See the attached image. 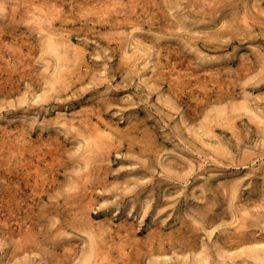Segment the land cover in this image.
I'll return each mask as SVG.
<instances>
[{
  "label": "rangeland",
  "instance_id": "rangeland-1",
  "mask_svg": "<svg viewBox=\"0 0 264 264\" xmlns=\"http://www.w3.org/2000/svg\"><path fill=\"white\" fill-rule=\"evenodd\" d=\"M0 4V264H264V0Z\"/></svg>",
  "mask_w": 264,
  "mask_h": 264
},
{
  "label": "bare ground",
  "instance_id": "bare-ground-1",
  "mask_svg": "<svg viewBox=\"0 0 264 264\" xmlns=\"http://www.w3.org/2000/svg\"><path fill=\"white\" fill-rule=\"evenodd\" d=\"M6 4V3H5ZM8 4V3H7ZM1 5V4H0ZM14 6V5H13ZM0 8H2V7H0ZM3 8H4V6H3ZM13 8V7H12ZM28 8V7H27ZM14 9V8H13ZM17 9V11H18V8L16 7V5H15V10ZM21 9V8H20ZM25 9V8H24ZM33 9V8H32ZM57 9V8H56ZM23 10V9H22ZM31 10V9H30ZM108 10H110V9H108ZM43 12H44V10H42ZM107 11V10H106ZM16 12V11H15ZM31 12V11H30ZM33 12V11H32ZM52 12V11H51ZM259 12H260V10H259ZM2 13V12H1ZM7 13V12H6ZM20 13V12H19ZM28 13V12H27ZM44 13H46V12H44ZM54 13V12H53ZM103 13V12H102ZM14 14V13H13ZM39 14V13H38ZM40 14H41V12H40ZM243 14V13H242ZM34 15V14H33ZM33 15H31V16H33ZM53 16H54V14H52ZM251 15V14H250ZM41 16V15H40ZM40 16H38V17H40ZM51 16V15H50ZM25 17V16H24ZM29 17V16H28ZM34 17H36V15H34ZM48 17V16H47ZM103 17V16H102ZM21 18V17H20ZM31 18V17H30ZM94 18V17H93ZM100 18V17H99ZM98 18V19H99ZM28 19V18H27ZM97 19V20H98ZM37 20V19H36ZM41 21L43 20L42 18L40 19ZM45 20V19H44ZM102 20V19H101ZM246 20H247V18H246ZM32 21V19L30 20V22ZM99 21V20H98ZM103 21V20H102ZM33 22V21H32ZM31 22V23H32ZM37 22H38V20H37ZM49 22V21H48ZM35 23V22H34ZM247 23V22H246ZM254 23V22H253ZM252 23V24H253ZM248 24V23H247ZM37 25V24H36ZM46 25V24H45ZM240 25V24H239ZM245 25V24H244ZM248 26V25H247ZM46 27V26H45ZM42 28V27H41ZM57 28V27H56ZM249 29V28H248ZM251 29V28H250ZM40 30H44V29H40ZM48 32V31H47ZM63 32H64V30H63ZM66 32V31H65ZM58 33V32H57ZM70 33V32H69ZM56 34V33H55ZM52 36V35H51ZM62 36H63V34H62ZM47 37V36H46ZM64 37V36H63ZM61 38V37H60ZM49 39V38H48ZM57 38H55V37H51V39H49V41H50V44H49V41H47L48 43H47V45H48V47L50 46V48L52 49V51H54V52H56L57 53V56H58V59H60V62H59V67H66V66H68L65 62H64V58H65V54H62V51H61V49H60V46H59V42H57L58 40H56ZM61 40V39H60ZM64 42V41H63ZM63 45H64V43H63ZM49 48V49H50ZM66 48H67V46H66ZM47 49V48H46ZM259 51V50H258ZM53 52V53H54ZM68 52V51H67ZM70 52V51H69ZM257 52V51H256ZM56 56V55H55ZM250 58V57H249ZM57 59V60H58ZM68 60V59H67ZM251 60V59H250ZM261 60H263V59H261ZM71 61V60H70ZM58 62V61H57ZM241 66H244V65H241ZM246 66V65H245ZM247 67V66H246ZM251 68V67H250ZM1 69V68H0ZM242 69V68H241ZM60 70V69H59ZM244 71H245V69H243ZM248 70H249V65H248ZM1 71V70H0ZM136 71H137V69H136ZM242 71V70H241ZM2 72V71H1ZM63 72V71H62ZM58 73V72H57ZM60 73V72H59ZM245 73V72H244ZM55 75V74H54ZM64 75V74H63ZM56 76V75H55ZM55 79H56V77H55ZM64 79V78H63ZM60 80V79H59ZM56 81V80H55ZM55 81H54V79H53V87H51L52 89L54 88V89H56V84L57 83H55ZM63 81H67V80H63ZM47 84H48V82H47ZM49 84H50V82H49ZM59 85V84H58ZM51 86H52V84H51ZM61 87V86H60ZM59 87V88H60ZM64 87V86H63ZM49 88H50V86H49ZM64 89V88H63ZM51 90V89H50ZM59 92V91H58ZM50 97V96H49ZM105 97V96H104ZM168 97V96H167ZM166 97V98H167ZM103 98V97H102ZM170 101V100H169ZM103 102V101H102ZM107 102V101H106ZM105 102V103H106ZM104 103V104H105ZM166 103V102H165ZM110 105V104H109ZM242 106H235L234 107V111H236L237 113H233L232 114V117H234V119L235 118H237V117H239L240 116V112H241V109H245V110H247L248 111V113H249V118H251V120H254V121H257L258 119L257 118H261L257 113H255V112H252V109L251 108H249L248 107V105H243V104H241ZM258 107V106H257ZM247 111H245V112H247ZM262 112H263V110H262ZM217 115L215 116V117H213L212 115H210L209 116V118H219V117H222V119H225V118H227V119H230L231 118V116H230V114L226 111V110H222V109H219V110H217V113H216ZM208 116V115H207ZM238 119V118H237ZM213 120V119H212ZM214 122V123H213ZM257 122H262L263 124H264V119H260L259 121H257ZM65 124V123H64ZM211 128L212 127H214V126H217L218 124H221L219 121H216V120H213V121H211ZM226 124V123H225ZM66 125V124H65ZM72 125V124H71ZM222 125V124H221ZM80 126V125H79ZM70 127V126H69ZM84 127V126H83ZM72 128V127H71ZM85 128V127H84ZM208 129L209 130V132H208V134L209 133H211L212 132V129ZM70 129V128H69ZM73 129V128H72ZM76 128H74V130H75ZM88 133V132H87ZM89 134V133H88ZM103 134V133H102ZM210 135V134H209ZM108 136V135H107ZM98 138V137H97ZM105 138V137H104ZM108 137H106L105 139H107ZM102 139V138H101ZM114 142V141H113ZM106 145H108V144H106ZM106 145H105V147H106ZM113 145H114V143H113ZM86 146H87V144H86ZM222 146V145H221ZM112 147H114V146H112ZM219 147V148H218ZM218 149H217V153L218 152H220V153H222V154H226L227 152L226 151H224L223 149H225V148H223V147H220L219 145H218ZM104 149V147H103V143L102 142H100L98 139H89L88 140V148H87V151H88V154L85 156V162H86V164L85 165H87V167H88V172L86 171V174L88 173V175H89V173H90V171H91V167H92V164L94 163V161H96L97 159H98V154L100 153V151L101 150H103ZM216 150V149H215ZM108 151V150H107ZM27 153V152H26ZM252 154H253V152H251ZM262 153V152H261ZM108 154V153H107ZM219 154V153H218ZM259 154V153H258ZM264 154V153H263ZM242 157V156H241ZM102 158V157H101ZM261 158V157H260ZM29 159V158H28ZM27 159V160H28ZM253 159V158H252ZM35 160V159H34ZM101 160V159H100ZM251 161V154H250V152H246V154L243 156V158H241V159H237V164H239V165H243V164H246V163H248V162H250ZM98 162V161H97ZM22 163V162H21ZM233 163V162H232ZM27 165V164H26ZM33 165V164H32ZM236 165V164H235ZM261 165V164H260ZM24 166V165H23ZM30 167V166H29ZM36 168V167H35ZM85 169H86V166H85ZM34 171H35V169H33ZM36 172V171H35ZM38 172V171H37ZM25 174H27L26 172H25ZM30 174H32V176L34 175L35 177L37 176V173H33V172H31ZM39 174V173H38ZM85 174V175H86ZM87 175V176H88ZM31 176V178H34V177H32ZM40 177H41V175H40ZM85 179V178H84ZM240 181H242V178L240 177V176H237V180L235 179L234 181H233V198H239V194L237 193V189L239 188V187H241L242 186V182H240ZM76 182V181H75ZM44 183V182H43ZM37 184V183H36ZM83 184V183H82ZM42 185V184H41ZM75 184H73V186H74ZM43 186V185H42ZM82 186V185H81ZM75 187H78V185H75ZM71 189H72V186L70 187ZM41 189V188H40ZM77 189V188H76ZM79 189V188H78ZM85 189H86V187H85ZM38 190V189H37ZM43 190V189H42ZM233 200V199H232ZM90 206V205H89ZM209 206V205H208ZM261 207H264V204H261L260 205V208ZM244 208V207H243ZM235 211H240V212H242V216H241V222H239L240 223V225L238 226L239 228H243L240 232L242 233V234H245V233H250V234H253V230L252 229H248V228H250L251 226H253V225H255L256 224V221L252 218L253 216H255V212L254 213H252V212H250L251 210H248V209H244V210H241V209H235ZM235 213V212H234ZM261 216L260 215V213H258L257 214V216ZM84 216V215H83ZM89 216V215H88ZM68 222V221H67ZM80 226V229H82V231L83 230H85L87 233H88V235H89V237H90V248H89V251L86 253V255H84L85 257H84V259H83V261H82V263L81 264H101V262H99L100 261V259L101 258H104L103 257V255H104V251H106V250H104L105 249V244H104V238L103 237H101V235H102V233L101 232H99V231H97L96 230V227H95V225L93 224V223H91V222H87V220H86V218L84 217V220L83 221H81L80 222V224H77L76 225V227H79ZM101 226V225H100ZM58 229H61L60 227L58 228ZM107 230V229H106ZM240 230V229H239ZM255 231V230H254ZM58 232H59V230H58ZM239 232V233H240ZM62 233V232H61ZM60 233V234H61ZM241 234V235H242ZM249 234V235H250ZM56 235V234H55ZM245 236V235H244ZM248 236V235H247ZM256 236V235H255ZM256 238V237H255ZM236 239V238H235ZM237 239H238V237H237ZM256 240V239H255ZM236 241V240H235ZM242 242L243 240H242V236H240V238H239V240H237V242ZM246 242V241H245ZM21 243V242H20ZM234 243V242H233ZM239 244V243H238ZM165 245V244H164ZM17 247H19V246H17ZM260 249H263V251H264V246H259V245H257V243L254 245V246H249L247 249H243L242 251H241V253H245V254H247L248 256H255V255H257L258 256V254L260 253ZM108 251V250H107ZM111 251V250H110ZM163 251V250H162ZM162 251H159V252H162ZM262 254H263V252H262ZM241 254L240 253H236V254H234V255H232V258H235V257H239ZM261 257V256H260ZM259 257V258H260ZM254 259V258H253ZM260 261H261V259H259ZM109 261V260H108ZM113 261H115V260H113ZM261 264V263H260Z\"/></svg>",
  "mask_w": 264,
  "mask_h": 264
}]
</instances>
